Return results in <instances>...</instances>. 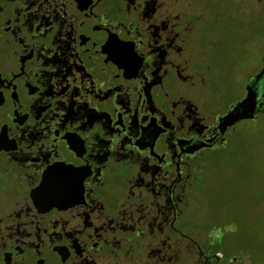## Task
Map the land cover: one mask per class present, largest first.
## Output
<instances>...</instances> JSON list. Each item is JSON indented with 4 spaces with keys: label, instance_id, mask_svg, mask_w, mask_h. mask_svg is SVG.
<instances>
[{
    "label": "flooded vegetation",
    "instance_id": "1",
    "mask_svg": "<svg viewBox=\"0 0 264 264\" xmlns=\"http://www.w3.org/2000/svg\"><path fill=\"white\" fill-rule=\"evenodd\" d=\"M262 114L264 0H0V264H251L201 189Z\"/></svg>",
    "mask_w": 264,
    "mask_h": 264
},
{
    "label": "rangeland",
    "instance_id": "2",
    "mask_svg": "<svg viewBox=\"0 0 264 264\" xmlns=\"http://www.w3.org/2000/svg\"><path fill=\"white\" fill-rule=\"evenodd\" d=\"M255 31L250 49L254 58L261 47ZM241 129H245V136L240 145L233 152L220 151L213 160L201 189L207 203L200 209L206 220H212L211 212L236 219L233 225L238 246H243L246 254L248 242L251 264H264V114L250 129Z\"/></svg>",
    "mask_w": 264,
    "mask_h": 264
},
{
    "label": "trees",
    "instance_id": "3",
    "mask_svg": "<svg viewBox=\"0 0 264 264\" xmlns=\"http://www.w3.org/2000/svg\"><path fill=\"white\" fill-rule=\"evenodd\" d=\"M214 217L216 218H218L219 219V217L221 218V215L219 214V215H217V214H214ZM222 220H223V222H228L229 224H231V225H233V224H235L236 223V219H233L232 217H228L227 215H226V217L225 218H221ZM240 221V220H239Z\"/></svg>",
    "mask_w": 264,
    "mask_h": 264
},
{
    "label": "clouds",
    "instance_id": "4",
    "mask_svg": "<svg viewBox=\"0 0 264 264\" xmlns=\"http://www.w3.org/2000/svg\"><path fill=\"white\" fill-rule=\"evenodd\" d=\"M230 227H231V230H233V231L235 230V226L234 225L230 226Z\"/></svg>",
    "mask_w": 264,
    "mask_h": 264
}]
</instances>
